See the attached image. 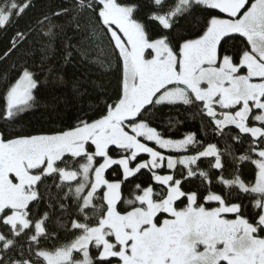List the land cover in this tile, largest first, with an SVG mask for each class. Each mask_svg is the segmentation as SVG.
Returning <instances> with one entry per match:
<instances>
[{
    "label": "snow or ice",
    "instance_id": "snow-or-ice-1",
    "mask_svg": "<svg viewBox=\"0 0 264 264\" xmlns=\"http://www.w3.org/2000/svg\"><path fill=\"white\" fill-rule=\"evenodd\" d=\"M35 8L0 0V264H264V0Z\"/></svg>",
    "mask_w": 264,
    "mask_h": 264
},
{
    "label": "trees",
    "instance_id": "trees-1",
    "mask_svg": "<svg viewBox=\"0 0 264 264\" xmlns=\"http://www.w3.org/2000/svg\"><path fill=\"white\" fill-rule=\"evenodd\" d=\"M62 2V0H36V8L32 11H30L25 17H23L22 19H20L19 21V27H23L25 25V23L28 21V19L32 16H34L36 13H38L41 10H46L47 6L51 3L53 5H58ZM11 36V32H8L7 34L4 32H0V53H2L9 42V38ZM83 43H85L86 45L88 44L87 38H85L83 40ZM106 44V42H105ZM89 51L91 53V56L93 58H95L97 55L99 56H103L104 53L95 45L91 46L89 48ZM20 56V53H17L12 60L8 61V65H0V91L3 90L4 87V83H5V76L2 72V69L11 65L13 63V61L17 60ZM53 64H60L62 63L60 61V56L59 54H57V56L55 57V59L52 61ZM68 72L69 74L72 73L73 69L71 66L68 67ZM55 91L48 89L45 90L43 92V95L45 96V98L47 99H51V97L53 95H55ZM76 114L75 109H69L68 110V117H74ZM41 113L40 112H36L34 115L32 113H29L28 115H25L23 117V125H29L30 123L34 124L36 123L37 119L40 117ZM158 116L160 117V123L162 124L164 129L168 128V124L169 121L171 120L173 123L175 122V120L178 118L180 120H184L187 117V122L186 125L184 127L180 128V131H184L186 130L187 127H193V121L191 119V116L189 114H184L182 113L179 117H177V113L176 111H169L168 109H165L163 114H158ZM199 122H195V126H198ZM179 127V126H178ZM170 134L172 135H179V132L176 131V129H172Z\"/></svg>",
    "mask_w": 264,
    "mask_h": 264
}]
</instances>
